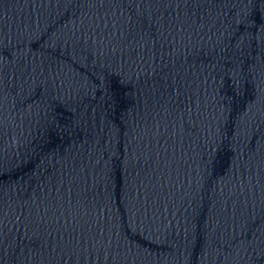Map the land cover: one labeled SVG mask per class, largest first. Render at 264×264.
Returning a JSON list of instances; mask_svg holds the SVG:
<instances>
[{
  "label": "water",
  "instance_id": "water-1",
  "mask_svg": "<svg viewBox=\"0 0 264 264\" xmlns=\"http://www.w3.org/2000/svg\"><path fill=\"white\" fill-rule=\"evenodd\" d=\"M53 264H264V0H136Z\"/></svg>",
  "mask_w": 264,
  "mask_h": 264
}]
</instances>
